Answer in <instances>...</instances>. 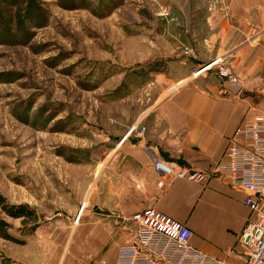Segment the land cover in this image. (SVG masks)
<instances>
[{"label": "rangeland", "instance_id": "rangeland-1", "mask_svg": "<svg viewBox=\"0 0 264 264\" xmlns=\"http://www.w3.org/2000/svg\"><path fill=\"white\" fill-rule=\"evenodd\" d=\"M207 4L42 0L47 20L25 21L28 35L15 21L0 28V193L35 209L22 222L0 207L9 232L23 240L0 236L7 264L106 263L110 244L80 257V247L97 244L73 240L79 221L96 210L95 186L109 160L99 158L101 146L190 71L198 58L190 33L207 31ZM207 62L190 74L216 73L203 69Z\"/></svg>", "mask_w": 264, "mask_h": 264}, {"label": "crops", "instance_id": "crops-1", "mask_svg": "<svg viewBox=\"0 0 264 264\" xmlns=\"http://www.w3.org/2000/svg\"><path fill=\"white\" fill-rule=\"evenodd\" d=\"M207 2L210 5L201 18L207 31L192 27L190 33L198 50L190 71L168 83L126 130L117 132L109 148L101 146L99 158L109 160L95 186L96 210H88L89 217L79 221L73 238L97 247H80V257H97L99 249L110 244L105 264H113L119 244L133 234L130 214L154 206L188 224L193 231L190 242L197 248L231 262L244 259L238 243L249 215L242 201L244 191L232 186L216 165L224 158L234 129L256 112H264V0ZM218 55H224L240 76V87L214 71L190 74L194 65ZM174 85L173 91L162 96ZM134 124L136 128L130 130ZM146 145L164 160L206 176L201 180L172 178L159 185ZM7 262L1 254L0 264Z\"/></svg>", "mask_w": 264, "mask_h": 264}, {"label": "built area", "instance_id": "built-area-1", "mask_svg": "<svg viewBox=\"0 0 264 264\" xmlns=\"http://www.w3.org/2000/svg\"><path fill=\"white\" fill-rule=\"evenodd\" d=\"M204 66L215 68L229 83L242 85L224 55ZM134 128L135 124L130 130ZM144 150L152 158L159 185L172 178L201 180L206 176L200 170L164 160L151 146L146 145ZM216 168L227 175L232 186L244 191L242 201L249 208L238 236L244 252L242 262H231L197 248L190 242L193 231L188 224L147 206L130 214L133 234L119 244L113 264H264V112H256L234 129Z\"/></svg>", "mask_w": 264, "mask_h": 264}, {"label": "trees", "instance_id": "trees-1", "mask_svg": "<svg viewBox=\"0 0 264 264\" xmlns=\"http://www.w3.org/2000/svg\"><path fill=\"white\" fill-rule=\"evenodd\" d=\"M11 6H14L13 11ZM46 20L47 14L45 8L42 6V0H0V28L3 30L9 31L11 29V22L15 21L22 34L28 35L29 31L25 27V21L34 23L35 26H40ZM0 207L7 215L21 218L22 222H26V219L34 216L35 213V209L27 203L7 202L1 193ZM8 226L9 222L0 216V236L23 243V240L16 238L9 232ZM32 227H35V224Z\"/></svg>", "mask_w": 264, "mask_h": 264}, {"label": "bare ground", "instance_id": "bare-ground-1", "mask_svg": "<svg viewBox=\"0 0 264 264\" xmlns=\"http://www.w3.org/2000/svg\"><path fill=\"white\" fill-rule=\"evenodd\" d=\"M207 66H204L203 69H205ZM200 71V70H199Z\"/></svg>", "mask_w": 264, "mask_h": 264}]
</instances>
